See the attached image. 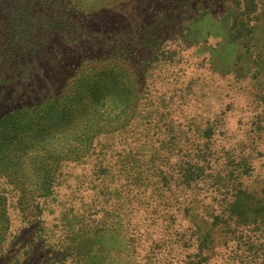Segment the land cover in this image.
I'll return each mask as SVG.
<instances>
[{
    "label": "trees",
    "instance_id": "obj_1",
    "mask_svg": "<svg viewBox=\"0 0 264 264\" xmlns=\"http://www.w3.org/2000/svg\"><path fill=\"white\" fill-rule=\"evenodd\" d=\"M83 1L0 0V264H264V1Z\"/></svg>",
    "mask_w": 264,
    "mask_h": 264
},
{
    "label": "rangeland",
    "instance_id": "obj_2",
    "mask_svg": "<svg viewBox=\"0 0 264 264\" xmlns=\"http://www.w3.org/2000/svg\"><path fill=\"white\" fill-rule=\"evenodd\" d=\"M99 1L100 0H87V1H83V5H85V6H87L88 7V9L87 10H94L95 8H93V7H97V6H99ZM264 1V0H263ZM104 2V1H103ZM263 5H264V2H263ZM261 7V6H260ZM264 7V6H263ZM218 18H219V20L221 21V23L223 24V27L224 28H226L227 30H228V32H230V33H232V35H238V33H239V31H240V29H241V25H240V22L239 21H237V25H235V26H233V19H232V17H231V15L230 14H226V15H224V16H217ZM230 30V31H229ZM260 31H262V30H260ZM257 35V38H259V36H261V34L260 33H257L256 34ZM199 36V34H198V32H193V33H191V34H189V36H188V39L189 40H194L196 37H198ZM259 64V61H257V64L256 65H258ZM244 69H245V71H247V72H244L245 74L244 75H248V73H251L252 74V72H253V70H252V68L251 67H244ZM250 74V75H251ZM104 129H107L106 127H104ZM25 182H27V181H25ZM32 187V186H31ZM26 198H28V197H26ZM27 201V200H26ZM13 202H14V200H13ZM11 206V205H10Z\"/></svg>",
    "mask_w": 264,
    "mask_h": 264
}]
</instances>
